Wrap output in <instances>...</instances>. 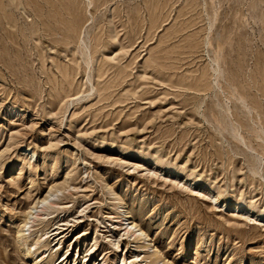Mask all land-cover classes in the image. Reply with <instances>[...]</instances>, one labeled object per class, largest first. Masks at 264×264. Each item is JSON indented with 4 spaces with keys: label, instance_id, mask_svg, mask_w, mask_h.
Wrapping results in <instances>:
<instances>
[{
    "label": "rangeland",
    "instance_id": "1",
    "mask_svg": "<svg viewBox=\"0 0 264 264\" xmlns=\"http://www.w3.org/2000/svg\"><path fill=\"white\" fill-rule=\"evenodd\" d=\"M55 263L264 264V0H0V264Z\"/></svg>",
    "mask_w": 264,
    "mask_h": 264
},
{
    "label": "bare ground",
    "instance_id": "2",
    "mask_svg": "<svg viewBox=\"0 0 264 264\" xmlns=\"http://www.w3.org/2000/svg\"><path fill=\"white\" fill-rule=\"evenodd\" d=\"M209 27L211 28V24L209 25ZM21 148H22L21 151H23L25 153V158H26V160L29 163H32V160L34 158H35L34 162H37L38 156L36 155V152L32 148H29V147H26V146H22ZM53 197H55V195L53 193H49L45 198H43L41 200H37V202H35L34 206H32L30 208V211L27 213L26 219L24 221L23 230L19 231V233H21V236H25V235L28 236L29 235L30 228H31L30 225H32L33 221L40 216L38 214V212H37L38 208L44 209L45 205L48 206L47 208L54 207V204L51 201V198H53ZM114 202H115V207H114V215L115 216H114V219L116 220L115 223L117 225H119V227L121 229V232L123 233L124 236L127 237V239H129L132 242L138 244L136 246L137 249H138V254L137 255H133V258L137 259V258H139L140 254L149 253L151 251L153 252V253H150L151 257L155 258L156 257V253L154 251L155 247L153 246V244L151 245V243H150V236L147 234L145 229L140 225V223H138L137 220L135 218H133V215L130 216L126 212V210L124 209L125 204H126L125 199L122 196H120V195H115ZM214 202L217 203L216 200H214ZM227 205L228 204L226 202H220L219 205H218V208L220 209V211H223V210H225ZM41 215L44 216V217H48V213H46V212L42 213ZM46 234L47 233H44V234L40 235L39 239L36 240L35 243H34L35 247L41 244V238L43 236H45ZM22 244H23V242H22ZM26 252H27V254H30V248L29 247L26 248ZM47 252H48V249L42 250L39 253L40 257H45ZM60 258L64 259L65 256L62 255ZM64 260H62V262ZM61 263H59V264H61Z\"/></svg>",
    "mask_w": 264,
    "mask_h": 264
}]
</instances>
